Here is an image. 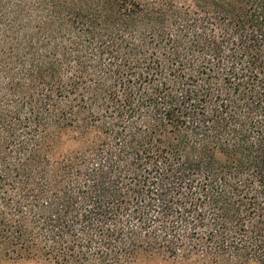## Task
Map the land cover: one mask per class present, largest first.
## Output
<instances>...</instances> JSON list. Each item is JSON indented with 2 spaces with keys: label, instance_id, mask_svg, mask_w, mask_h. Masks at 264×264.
I'll return each mask as SVG.
<instances>
[{
  "label": "trees",
  "instance_id": "16d2710c",
  "mask_svg": "<svg viewBox=\"0 0 264 264\" xmlns=\"http://www.w3.org/2000/svg\"><path fill=\"white\" fill-rule=\"evenodd\" d=\"M264 264V0H0V262Z\"/></svg>",
  "mask_w": 264,
  "mask_h": 264
},
{
  "label": "rangeland",
  "instance_id": "374dc122",
  "mask_svg": "<svg viewBox=\"0 0 264 264\" xmlns=\"http://www.w3.org/2000/svg\"><path fill=\"white\" fill-rule=\"evenodd\" d=\"M0 264H36V263H32V262H10V261H4V262H0ZM39 264H48V263H39ZM149 264H164L163 261H161L160 259H157L156 261L149 263Z\"/></svg>",
  "mask_w": 264,
  "mask_h": 264
}]
</instances>
